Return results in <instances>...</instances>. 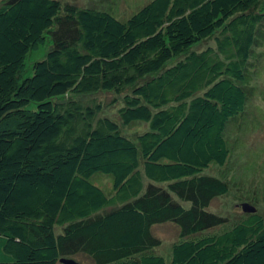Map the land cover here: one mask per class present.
Masks as SVG:
<instances>
[{
    "label": "trees",
    "instance_id": "obj_1",
    "mask_svg": "<svg viewBox=\"0 0 264 264\" xmlns=\"http://www.w3.org/2000/svg\"><path fill=\"white\" fill-rule=\"evenodd\" d=\"M263 25L264 0H151L125 21L2 0L0 264H167L153 233L163 224L178 232L170 264H264L263 217L212 213L228 186L204 173L229 158ZM98 93L114 96L118 120L80 99ZM133 124L146 129L131 138Z\"/></svg>",
    "mask_w": 264,
    "mask_h": 264
},
{
    "label": "rangeland",
    "instance_id": "obj_2",
    "mask_svg": "<svg viewBox=\"0 0 264 264\" xmlns=\"http://www.w3.org/2000/svg\"><path fill=\"white\" fill-rule=\"evenodd\" d=\"M60 1L74 3L83 8L107 10L115 18L125 21L151 0ZM213 45L212 39L207 40L202 42L196 50H202ZM49 48L50 41L45 39L43 44L37 45L30 52L25 62L26 77L31 74L33 63L43 58ZM248 70L250 96L247 100L245 112L232 121L226 130V140L230 152L229 158L223 166L212 165L204 172L227 184L228 193L214 200L210 206V211L221 217H226L230 223L245 214L241 209L243 204H248L255 208L257 213L264 219V25L261 29L260 40L250 58ZM113 97L112 94L98 93L97 95L80 99L82 101L96 99L104 105L101 116L118 120L117 108L119 104H111ZM145 129L146 126L144 125L133 124L123 128L122 132L132 138L136 133ZM98 175L101 177H95V183L101 186L102 189L110 191L111 178L102 174ZM216 232H219V230ZM153 233L161 241V246L156 250L157 253L165 259L167 264H170L171 245L178 237L177 228L173 224L157 225L154 226ZM71 259L78 264H92L90 260L81 255ZM58 264L61 263L58 262Z\"/></svg>",
    "mask_w": 264,
    "mask_h": 264
},
{
    "label": "water",
    "instance_id": "obj_3",
    "mask_svg": "<svg viewBox=\"0 0 264 264\" xmlns=\"http://www.w3.org/2000/svg\"><path fill=\"white\" fill-rule=\"evenodd\" d=\"M241 209H242V212L246 213V214H250V213H255L256 212L255 208L251 207L248 204L241 205ZM59 263H61V264H78V263H76L75 261H73L71 259H61L59 261Z\"/></svg>",
    "mask_w": 264,
    "mask_h": 264
}]
</instances>
